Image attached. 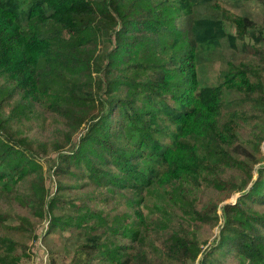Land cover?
<instances>
[{"label": "trees", "instance_id": "obj_1", "mask_svg": "<svg viewBox=\"0 0 264 264\" xmlns=\"http://www.w3.org/2000/svg\"><path fill=\"white\" fill-rule=\"evenodd\" d=\"M125 1L0 0V128L6 133L0 130V195L21 187L41 214L46 207L51 213L47 233L58 229L70 232V264H97L106 259L113 264H190L194 259L197 241L190 223L183 219L171 221L165 234L161 232L163 236L158 237V244L147 248L141 243L140 232L146 234L152 225L138 208L137 222L131 225L139 228L138 232L128 230L125 223L114 226L116 238L120 235L138 240L135 249L126 243L111 247L103 241L106 229L100 230L103 220L106 227H111L107 215L82 212L85 201L76 203L73 198L63 205L64 184L60 178L55 194L48 195L43 166L29 165L37 152H45L44 148H38V140L28 137L23 142L24 137L13 135L9 127L12 120L17 124L50 112L60 121L59 134L53 141L55 174H69L77 180L88 178L96 188L115 192L125 188L139 200L148 190H164L183 178L194 186L205 182L209 188L204 193L211 194L201 208L193 209L195 221L217 224L220 207L223 223L209 249L203 250L199 264H207L217 249L232 253L241 264H264V215L248 203L264 204V164L257 168L248 190V179L235 185L222 175L240 163L247 165L243 154L252 157L253 165L258 162L255 155L242 149L234 119L224 115L227 91L254 100L264 111V85L251 81V73L258 75V71L250 62L226 60L227 66L220 71L223 80L217 83L203 82L199 73L205 58L213 60L225 48L246 49L248 34L254 47L264 43V28L257 32L248 12L236 13L224 5L251 0H164L182 17L187 45L163 63L145 67L136 86L126 81L123 69L116 64L117 55L123 50L128 58L146 42L160 44L165 26L156 18L154 5L138 8L131 1L123 10ZM258 1L264 5V0ZM94 24L101 38L88 62L95 67L101 88L95 89L85 81H66L62 94L43 80L48 65L56 59L59 65L55 76L59 77L68 64L59 47L66 41V33L80 42L83 32ZM170 44L174 48L178 39ZM173 77L181 91L170 87ZM263 141L258 137L257 145ZM233 186L245 191L235 203L220 206L221 199H215L212 188H229L232 192L236 191ZM56 208L61 209L60 215L52 212ZM82 218L96 219L97 225L90 226L91 230L85 227L84 232ZM15 229L6 223V215L0 210V264H27L21 261L22 253L14 254L16 237L12 234H25L27 228L21 224ZM110 249L116 253L111 258Z\"/></svg>", "mask_w": 264, "mask_h": 264}, {"label": "rangeland", "instance_id": "obj_2", "mask_svg": "<svg viewBox=\"0 0 264 264\" xmlns=\"http://www.w3.org/2000/svg\"><path fill=\"white\" fill-rule=\"evenodd\" d=\"M131 1H134L138 8L145 9L154 5L155 11H158L156 18L165 26L160 33V44L156 45L146 42L144 45L138 46L128 58H126L123 50L117 55L116 64L123 69L122 72L126 76V81H130L136 86L142 80L145 67H154L163 63L174 52L183 50L187 43L182 35V17L175 8L165 5L163 3L164 0H126L122 5L123 10L128 7ZM224 5L236 13L244 14V12H248L256 23L257 32L264 28V5L258 0L245 1L242 4L225 2ZM83 34L84 36L80 38L83 40L79 42L73 40L66 33V41H62L59 47L67 58L68 64L60 72L59 77H56L55 74L57 75L59 64L56 59L51 60L48 65L49 69L47 68L48 70L43 77L44 82L46 81L57 87L56 89L62 94L65 92L64 83L66 81H85L95 89L101 88L100 82L96 77L95 67L88 62L98 50V43H100L101 38L100 30L94 24ZM174 38L178 39V44L172 48L170 43ZM245 41L247 43L246 49L241 46L235 51L225 48L219 57L213 60H208L213 57L205 58L206 61L199 69L202 81L207 83L221 82L223 80L222 76H220L221 69L227 66L226 60H233L236 63L241 61L252 63L251 65L258 71V75L251 73V81H257L264 85V43L256 44V47H254L253 40L249 34L246 35ZM73 55L75 56L72 57ZM171 82L170 87L173 90L181 91L180 87L177 86L178 80L176 77H173ZM2 94L0 93V97ZM189 101L192 103L191 97ZM226 104L227 109L224 115L227 118L234 119L236 122L242 149L248 151L251 155H255V159L258 162L253 165L252 157L249 158L243 154L247 165L240 163L232 169H227L222 175L223 178L235 181V185L248 179L245 189L248 190L257 176V168L259 165L264 164V141L260 146L257 145L258 137L264 138V111L259 110L254 100H245L241 94L230 90L227 91ZM5 109L8 111L9 107ZM59 122L53 114L48 112L47 116L39 114L32 118H24L23 122L18 121L17 124L12 120L13 126L9 127L13 135L15 133L16 136L24 137L23 142L28 137L34 141L38 140L39 143L36 145L38 148H44L45 152H37V157L31 159L32 161H29V165L43 166L45 188L48 191V195L52 196L55 194L57 191V179L60 178L64 184L61 187L63 205H65L67 199L73 198L76 203L85 201L86 206L81 207L82 212L98 211L95 215H107L109 226L111 227H106L103 224V220L100 221V227L103 225L100 230L106 229L103 241H106L111 247L126 243L131 250L135 249L138 240L130 241L127 238H121L120 235L118 236L119 239L116 238L115 236L118 233H115L114 226L117 225L119 227L121 223H125L128 230L133 228L138 232L139 228L136 229V226V228L131 226L137 222L135 210L138 208L152 225L148 232L145 231L146 234L140 232V237L143 240L141 243L146 245L147 248L152 247L154 242L158 244V237L165 234V227L171 221L179 218L183 219L190 223L193 238L197 241L196 254L190 264H199L203 250L209 249L223 223V217L221 216L223 214L220 207L217 210L218 215H220L217 224L210 225L209 223L195 221L193 209L195 207L201 208L211 194L204 193V190L209 188L207 184L202 182L199 186H194L188 179L183 178L177 185H167L164 190L152 188L145 193L142 200H139L138 197L133 198L132 194L125 188L121 189L123 192L118 190L115 192L108 190L107 187L96 188L93 183L87 182L88 178L77 180L69 174H63V176L55 174L52 168V162L56 156V147L53 141L59 134L57 130ZM0 130L5 133L2 128ZM16 130H18V133L15 132ZM77 139L78 137H76ZM251 164L253 167L249 171L248 168ZM83 171L85 172V170ZM83 181L85 182L83 183ZM234 189L236 191L231 192L229 188L218 189L213 187L212 191L215 199H221L219 205L222 206L224 203H235L240 194L245 191L235 187ZM25 191L27 190L17 187L9 195H0V210L6 215V223L16 229L20 228L21 224H24L25 228H27L26 232L23 231L25 234L20 231L12 233L16 237L14 254L22 253L23 258L21 261L27 264H70L72 257V240L69 239L70 232L58 229L47 233L48 220L51 213L47 211L46 207L43 210V214L37 208L35 209L34 204L28 201V194ZM248 203L256 208V213L264 215V204L251 200H248ZM66 206L68 207V204ZM60 211V208H56L52 212L60 215ZM246 211L250 213L252 210L249 211L246 208ZM81 222L84 225L82 227L84 232L85 227L87 230H91L90 226L97 225L96 219L82 218ZM71 228L77 232L76 228ZM194 249L195 247L193 251ZM109 253L110 258L116 255L112 249H110ZM209 259V261H206L207 264H241L239 259L234 257L232 253L225 254L220 249L215 250ZM97 264L113 263L106 259Z\"/></svg>", "mask_w": 264, "mask_h": 264}]
</instances>
